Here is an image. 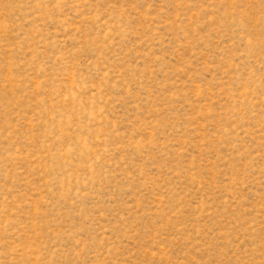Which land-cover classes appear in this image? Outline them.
I'll list each match as a JSON object with an SVG mask.
<instances>
[{
    "label": "rangeland",
    "instance_id": "1",
    "mask_svg": "<svg viewBox=\"0 0 264 264\" xmlns=\"http://www.w3.org/2000/svg\"><path fill=\"white\" fill-rule=\"evenodd\" d=\"M0 264H264V0H0Z\"/></svg>",
    "mask_w": 264,
    "mask_h": 264
}]
</instances>
